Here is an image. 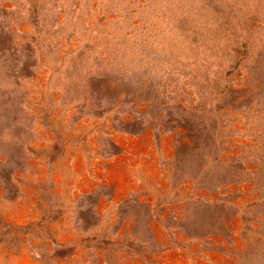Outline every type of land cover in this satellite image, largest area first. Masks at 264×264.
Instances as JSON below:
<instances>
[{
    "label": "rangeland",
    "instance_id": "374dc122",
    "mask_svg": "<svg viewBox=\"0 0 264 264\" xmlns=\"http://www.w3.org/2000/svg\"><path fill=\"white\" fill-rule=\"evenodd\" d=\"M0 264H264V0H0Z\"/></svg>",
    "mask_w": 264,
    "mask_h": 264
}]
</instances>
